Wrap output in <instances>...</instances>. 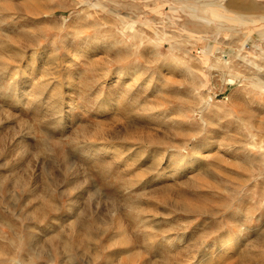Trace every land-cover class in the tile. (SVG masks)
<instances>
[{
  "label": "rangeland",
  "instance_id": "1",
  "mask_svg": "<svg viewBox=\"0 0 264 264\" xmlns=\"http://www.w3.org/2000/svg\"><path fill=\"white\" fill-rule=\"evenodd\" d=\"M31 1L0 0V264H121L117 221L136 264H264L262 24L201 11L264 0Z\"/></svg>",
  "mask_w": 264,
  "mask_h": 264
},
{
  "label": "bare ground",
  "instance_id": "2",
  "mask_svg": "<svg viewBox=\"0 0 264 264\" xmlns=\"http://www.w3.org/2000/svg\"><path fill=\"white\" fill-rule=\"evenodd\" d=\"M33 1H35V0H32L31 2H33ZM98 3H96V5H97ZM99 5V4H98ZM12 7V6H11ZM17 7V6H16ZM203 11L205 12L204 14H205V16H210L211 17V19L212 18H214V19H219V20H222V21H230V22H234V23H243V24H245V25H249L250 26V24H252V25H258V24H260L261 23V21H262V19H264V16H261V17H253V18H248V19H244V18H241L240 16H237V15H235V14H232V13H229L226 9H224V8H220V7H215V6H205L204 7V9H203ZM135 21L134 20H131V22H128V27H130V29H133V26H134V23ZM261 32H264V24H262L259 28H258ZM250 32V31H249ZM250 34V33H249ZM78 35V34H77ZM263 36V35H262ZM30 38V39H29ZM23 39H24V37H23ZM27 39H29V40H27ZM25 40H27L28 42H25L26 43V45L25 44H23L24 42H22V44L24 45L23 46V48L25 49L26 47L25 46H28V47H31L32 48V50H33V47L31 46L32 44H33V41L35 40L33 37H28V38H26L25 37ZM86 46V45H85ZM242 46H243V43H242ZM17 48H19V47H17ZM21 48V47H20ZM22 49V48H21ZM21 49H20V52L19 53H21ZM16 51H18L17 49H15ZM10 51V50H9ZM206 51H209L208 50V48H205V50H204V52H206ZM34 52V51H33ZM36 52V51H35ZM87 51H86V47H82V48H80V50H78V52H77V50H76V52H72V56H71V59H73V58H75V56L77 57V55H84L85 53H86ZM76 53H77V55H76ZM248 53H251V52H248ZM13 54V53H12ZM34 54V53H33ZM39 54V53H38ZM124 55H125V57H127L128 55H130V53L128 52V51H126V52H124ZM12 56V55H11ZM253 57L254 58H256V56L253 54ZM12 59H14L15 58V55L13 56V57H11ZM203 62H204V64L205 65H207L208 67H210L211 69H215V66L213 65V64H210V61L208 62V61H206V60H208V57L207 56H205V57H203ZM5 61V60H4ZM242 61L243 62H246V64L248 65V66H250V67H252V66H254V67H256V68H258L259 66H258V64L256 63V61L254 60V59H251V56H250V54H247V55H245V56H242ZM24 62H25V60H24ZM18 63V62H17ZM31 62H29V64H30ZM224 64L225 65H230V62L227 60V61H225L224 60ZM12 65V64H11ZM171 65H175L176 66V63H173V64H171ZM4 67H6V66H4ZM9 68V67H8ZM105 70V69H104ZM5 71H10V69H5ZM18 71V70H17ZM19 72V71H18ZM18 72H14V73H12V74H9V78L10 79H12V81H16L17 82V84H18V88H17V90H12L13 92H18V89H22L24 86V83H23V79L26 77V72H21L20 74L18 73ZM257 72H261V70L260 69H258L257 70ZM105 73V72H104ZM106 73H107V70H106ZM116 73H120L119 71H117ZM123 73V72H122ZM125 73V72H124ZM259 73H257V74H259ZM121 74V73H120ZM18 75V76H17ZM122 75V74H121ZM203 75H205L206 76V78H207V75L206 74H203ZM106 76H107V74H106ZM204 76V77H205ZM240 76H242V74H240ZM205 78V79H206ZM256 79V78H255ZM258 80H260V79H258ZM253 82V86L254 87H256L257 89H259L258 91H260L261 93H264V81H262V80H260L259 82H257V83H255L254 82V80H252ZM69 82V81H68ZM206 83V82H205ZM71 84H72V82H71ZM68 85V84H67ZM66 86V85H65ZM10 87V86H9ZM60 88H62V89H60V91H58V93H59V95H61V96H64V92L66 91V90H68L69 88H71V85H68L66 88L65 87H63V86H61ZM8 91H11V89H8ZM65 93H67V92H65ZM21 94V93H20ZM66 95V94H65ZM17 96V95H16ZM21 96H22V94H21ZM209 98V97H208ZM16 100H21V98H20V96H17V99ZM64 102V101H63ZM206 103L208 104L209 102L208 101H206ZM21 104V103H20ZM64 106V105H63ZM151 116V115H150ZM206 122V121H205ZM253 131H249V134H248V136H250V137H252V138H254L255 137V134H253L252 133ZM257 136V135H256ZM194 139V138H193ZM250 144V146L251 147H256L255 146V144L254 143H252V142H250L249 143ZM110 145L111 144H106V143H103V144H101L99 147L100 148H96V149H94L92 152H94V153H99V151L100 150H108V149H110ZM232 145V144H231ZM230 144H228V146H231ZM259 149L262 151V150H264V147L263 146H259ZM249 153H250V151L251 150H247ZM194 152H195V156H194V158L192 159L191 158V160H188V156L187 157H183V156H178L179 157V159H178V162L180 161H182L183 162V165L182 166H177V164H176V168H172V172H177V171H179L180 169H183L182 171H185V170H188V169H191L193 166H194V164H196V162L198 161V160H200L202 157H203V151L202 150H200V148H198V146H194ZM118 152L117 151H114V153L113 154H117ZM173 154V153H172ZM171 154V155H172ZM192 156V155H191ZM177 162V161H176ZM261 164H262V169L261 170H264V161H262L261 160ZM252 166V165H251ZM166 172L165 171H161V172H158L155 176V178H152L151 180H148L151 184L153 183H155V182H157L158 180H160L161 178H163V177H165L166 176ZM264 183V182H263ZM264 186V185H263ZM7 188V187H6ZM12 188H13V186H12ZM16 188H17V186H16ZM21 188V187H20ZM30 188H32V187H30ZM34 188V187H33ZM10 189V188H9ZM0 190H1V188H0ZM4 190V189H3ZM25 190V189H24ZM7 191V190H6ZM21 191V190H20ZM29 191V190H28ZM13 192V191H12ZM14 192H16V191H14ZM31 192V191H30ZM34 192V191H33ZM53 192V191H52ZM26 193V192H25ZM49 193V192H48ZM3 194V193H2ZM10 195L11 194H9V197H10ZM16 195V194H15ZM21 195V194H20ZM47 195V194H46ZM7 196H8V194H7ZM12 197H14V195L13 196H11V198ZM6 198V197H5ZM5 198H4V200H5ZM15 198H16V196H15ZM13 199V198H12ZM9 200L10 199H8V202H9ZM16 200H20V199H16ZM7 200H5V202H6ZM8 202H6L5 203V205L6 206H9V205H11V204H9ZM11 202V201H10ZM14 203H16V202H14ZM13 203V204H14ZM71 202H70V204L67 206V208H68V210H71ZM16 205V204H15ZM53 211H54V209H52ZM56 211H57V208H56ZM61 216V215H60ZM4 220V219H3ZM2 220V221H3ZM6 222V221H5ZM4 223V222H3ZM72 223V222H71ZM70 223V224H71ZM6 224V223H5ZM9 224V223H8ZM8 224H7V226H8ZM74 223H72L71 225H73ZM10 226V225H9ZM74 227V226H73ZM76 228V227H75ZM246 229V228H245ZM241 230V229H240ZM127 231H128V229L127 228H125V230L123 229H121V226H120V223L117 221V223H116V226H115V229H114V233H113V237H112V239H113V241H116L118 244H120L121 245V248H120V250H121V252L123 251L126 255H128L127 256V258L125 259V256H124V262H123V256H122V254H120V261L119 262H121V264H136V260L135 259H133V257L134 256H132L131 254H132V242L130 241V239H131V237H129V235L127 236V235H125V236H123V234L125 233H127ZM242 231V230H241ZM128 233H129V231H128ZM58 234V233H57ZM131 235V234H130ZM56 236V235H55ZM122 237V238H121ZM121 238V240H118V239H120ZM1 239V238H0ZM91 240L93 239V238H90ZM5 240V239H4ZM133 241V240H132ZM222 241H223V243L221 244V246H222V251L220 250L219 251V253L220 254H223V253H225L226 252V250L227 249H225V251H224V249L223 248H228V250H229V248H231V247H233L234 246V244H235V240L234 239H231V235H229V234H225V236L222 238ZM109 242V241H108ZM229 242H230V244H229ZM115 243V242H114ZM116 243V244H117ZM234 243V244H233ZM108 245H109V243H108ZM107 245V246H108ZM115 252V251H114ZM120 252V253H121ZM200 252V250H198L197 252H196V254H193V256H192V258H190V261L191 262H189V263H192V262H194V261H197V262H200V261H204L205 260V257L203 256V252H201V253H199ZM125 254H123V255H125ZM224 255V254H223ZM107 256V259H106V263L107 264H113V260H112V255H111V253L110 254H108V255H106ZM116 256V255H115ZM117 256H119V255H117ZM144 256V255H143ZM101 257V256H100ZM220 257V256H219ZM135 258H136V256H135ZM63 261V260H62ZM115 261V260H114ZM116 261H118V258L116 259ZM143 262V261H142ZM105 263V264H106ZM116 263V262H115ZM17 264H34L32 261H29V262H19V261H17Z\"/></svg>",
  "mask_w": 264,
  "mask_h": 264
},
{
  "label": "crops",
  "instance_id": "3",
  "mask_svg": "<svg viewBox=\"0 0 264 264\" xmlns=\"http://www.w3.org/2000/svg\"><path fill=\"white\" fill-rule=\"evenodd\" d=\"M219 4H221V3H219ZM221 5H223V4H221ZM204 7L205 6H203V8H202V10L201 11H203V9H204ZM225 8H226V10L227 11H229V12H231L232 14H237V16H240L241 18H244V19H248V18H250V17H248V16H246V15H243L242 13H239V12H235V11H231V10H229L226 6H225ZM196 12V11H195ZM204 12V11H203ZM205 13V12H204ZM202 15V14H201ZM261 16H264V13L263 14H261L259 17H261ZM200 20H201V18H200ZM228 25H229V23H227ZM231 25H233L232 23H230ZM260 24H264V19H262V21H261V23ZM249 26V25H248ZM263 34V36H262V39L261 40H264V32H262ZM260 36V37H261Z\"/></svg>",
  "mask_w": 264,
  "mask_h": 264
}]
</instances>
